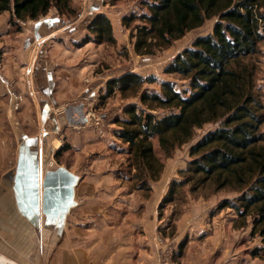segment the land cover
Here are the masks:
<instances>
[{
	"label": "rangeland",
	"instance_id": "rangeland-1",
	"mask_svg": "<svg viewBox=\"0 0 264 264\" xmlns=\"http://www.w3.org/2000/svg\"><path fill=\"white\" fill-rule=\"evenodd\" d=\"M72 1L78 10L77 17L70 20L63 19L65 27L59 32H54L55 36L49 37L51 39L46 43L37 41L34 27L43 19L57 17L58 12L55 9L38 21L18 22L14 20L12 22L10 13L0 15V73L4 78L13 82L16 91L24 97L19 110L15 111L8 94V87L0 80L6 91L3 95V105H0V117L4 122L6 121V126L8 127L7 123L10 120L12 123L10 126L15 131L27 130L30 119H27L25 123L27 125H23L21 118L28 115L32 119L33 117L37 119L42 127L43 112L46 111L47 115L52 113L56 116L63 108L66 109L67 106L60 108L53 106L52 101L42 91L43 87L49 84L46 74L51 72L54 77L50 79V83L54 84V93L61 94L60 98H63L61 101L73 106L82 104L87 109L86 113L90 112L88 125L73 127L70 125L66 131L62 130L59 134L52 135L54 143L57 141L58 145L61 142L62 148L65 149L58 155L59 149L52 150L55 152L50 162L51 167L77 165L85 175L98 170L105 179L113 178L115 181L104 187L107 193H104L103 200L105 204L110 202L112 195L111 197L114 200L116 198L118 202L117 208L112 206L110 208V204L108 207L109 210L120 212L116 215L118 220L113 219L114 223L123 221V213L127 212V206H130L133 212L137 209L138 211L146 210V206L141 207L140 202L149 201L154 194L159 195V192L160 194L164 192L158 206L151 209L157 212V220H155L157 230L153 246L149 247V252L151 251L149 255L155 257L153 261H156V264H161L162 251L170 247L175 248L172 257L173 264H181L191 243H195L196 248L199 245L198 254L210 260L211 248L214 246H217L218 250L216 260L223 259L221 255L225 247L232 250L233 248L247 250L248 258L253 256L255 250H260L261 263L258 264H264V238L260 234L261 227H257L255 233H252L254 222L259 218L257 212L253 210L246 218H241L235 209L222 208L226 201L231 202L232 205L236 204L241 196L242 192L235 184L219 188L221 181L213 179L197 188L198 181L195 178L178 190L174 202L160 209V204L169 193L171 183L189 178L181 172L186 170L189 162L193 160L190 156L191 147L208 132L220 127L222 121L206 124L196 129L192 140L176 148L168 158L164 156L155 140V153L163 163L162 174L158 182L150 183L152 188L150 192L138 191L137 185H140L142 181L132 180L135 169L130 170L129 168L128 146L124 145L115 135V132L119 130L115 120L123 118L124 109L130 105H138L141 109L143 107L138 98L126 100L119 93L102 100L106 94L107 83L126 73L140 74L146 80L154 78L156 82L146 83L145 90L160 92V84L165 81L174 83L179 92L187 90L189 80L167 75L165 70L179 54L191 48L196 39L212 34L219 17L207 20L202 27L188 32L184 38L174 42L168 49L158 50L150 56H138L133 50L131 31L123 27L122 20L117 24L120 16L123 19L139 11L138 0H119L115 5H110L113 0H106L103 4L102 0ZM100 11L109 14L117 43L115 45H98L94 42L82 44L86 37L93 38L87 27L93 18L101 13ZM261 12L264 13V8ZM57 20L61 19L57 18ZM72 22L75 24H68ZM52 31L51 28L44 26L40 33L49 34ZM260 51L259 55L248 59L246 63L255 65V89L264 103V41L260 45ZM30 70L33 72L32 75H30ZM27 77L32 79L34 88L32 93L35 101H32L30 94L26 93ZM75 85L76 90H71ZM45 100L49 102L45 103L46 105H51L49 110L45 104H42ZM29 101L34 102L36 106L31 107ZM153 114L160 118L169 114V111L160 110ZM47 127L49 128L50 125ZM261 132L264 133V125L261 127ZM77 137L81 140H76ZM47 155L50 154L47 153ZM92 167L94 169L91 171ZM154 188L157 189V193ZM131 196H135L134 199H131ZM155 198L159 200L160 196ZM139 232L138 236H141L143 230L140 229ZM159 237L164 244L160 242ZM181 244L184 245L182 255H179ZM194 254L196 255L195 252Z\"/></svg>",
	"mask_w": 264,
	"mask_h": 264
},
{
	"label": "trees",
	"instance_id": "trees-1",
	"mask_svg": "<svg viewBox=\"0 0 264 264\" xmlns=\"http://www.w3.org/2000/svg\"><path fill=\"white\" fill-rule=\"evenodd\" d=\"M138 1L139 11L122 19L123 27L131 31L133 50L138 56L168 49L207 20H219L212 34L196 39L165 70L167 75L189 80L187 90L179 92L174 83L166 81L161 82L160 92L145 90L146 83L156 80H146L137 73H126L107 83L102 100L119 93L126 100L138 98L143 107L130 105L124 109V117L115 120L119 126L115 135L128 146L129 168L135 169L132 180L142 181L137 190L150 192V183L158 182L162 174L163 163L155 153V140L168 158L176 148L192 140L196 129L222 121L220 127L191 147L193 160L181 172L189 178L171 183L160 209L174 202L178 190L195 178L197 188L213 179L221 181L219 188L235 184L241 196L236 204L226 201L222 208L235 209L241 218L255 210L259 218L252 233L261 227L264 238V103L255 89V65L246 63L261 52L264 0ZM52 9L61 20L78 15L72 0H0V15L10 13L12 22L38 21ZM87 29L93 38L86 37L84 45L117 43L105 14H97ZM160 110L169 114L160 118L153 114ZM259 255L260 250L253 252L255 257Z\"/></svg>",
	"mask_w": 264,
	"mask_h": 264
},
{
	"label": "crops",
	"instance_id": "crops-1",
	"mask_svg": "<svg viewBox=\"0 0 264 264\" xmlns=\"http://www.w3.org/2000/svg\"><path fill=\"white\" fill-rule=\"evenodd\" d=\"M105 1L102 0V4ZM100 12L111 19L105 11ZM57 18L59 17L43 19L35 24L37 41L46 43L51 39L49 37L55 36L54 32H59L65 27L64 21ZM121 20L122 16L118 18L117 24ZM44 26L53 31L41 34ZM31 71L30 75L33 74ZM53 77L51 72L46 74L49 84L43 87V93L56 108L73 106L62 102L60 93H54V84L50 83ZM27 78L26 93L35 101L32 79ZM1 84L0 82V105H3V95L6 91ZM72 89L76 90V85ZM47 102L48 100H45L42 104ZM28 103L31 107L36 106L34 102ZM50 106L46 105L48 108ZM64 110L65 108L61 113ZM70 112L68 117L61 113L56 116L52 113L47 115L43 119L42 127L37 119L24 115L21 118L23 125H27L25 123L30 119V124L24 131L12 129L10 120L7 127L6 121L0 117V259L6 264H156V261H153L155 257L149 255V247L153 246L157 230V212L151 209L158 206L163 197V190L162 194L159 192L157 195V189L154 188L157 194L149 201L140 202L141 207L146 206V210L137 209L133 212L131 207L127 206L123 221L114 223L113 219L117 218L116 215L120 212L109 210L108 207L110 204V208H117L118 202L112 195L110 202L105 204L103 200L104 193H107L104 187L115 181L113 178L105 179L98 170L85 175L77 165L51 167L50 162L55 152L52 150H60L63 147L61 142L58 145L57 141L54 143L52 135L66 131L70 125L73 127L75 123H80L84 111L71 108ZM78 139L80 138L77 137L76 140ZM61 169L65 171L64 174L61 173L59 177L50 180V188L45 198L46 177L51 173H59ZM92 169L94 167L91 171ZM72 180L75 181L74 184ZM70 188L73 189V194H70ZM156 196H160L159 200ZM131 197L134 199L135 196ZM140 229L143 234L138 236ZM198 248L195 243H191L181 264L261 263L259 257L250 254L251 257L248 258L247 250L225 247L222 257L219 254L223 259L216 260L218 250L217 246H214L211 248L210 260L198 254Z\"/></svg>",
	"mask_w": 264,
	"mask_h": 264
},
{
	"label": "built area",
	"instance_id": "built-area-1",
	"mask_svg": "<svg viewBox=\"0 0 264 264\" xmlns=\"http://www.w3.org/2000/svg\"><path fill=\"white\" fill-rule=\"evenodd\" d=\"M6 79L7 78H4V76L0 73V80L4 84H6L8 87V94H9L10 100L14 106L13 108L15 111H18L20 108V103L23 102L24 97L21 95L20 92L16 91L15 84L13 82H10L8 79L7 80ZM86 118H87V123L85 125H88V123L90 121V112L89 111L86 113ZM50 165H52V163H50ZM159 240L161 243L164 244V242H162L161 238ZM174 251H175V248H173V247L165 249V251L163 250L161 255H160L162 258L161 264H173L172 257H173Z\"/></svg>",
	"mask_w": 264,
	"mask_h": 264
},
{
	"label": "water",
	"instance_id": "water-1",
	"mask_svg": "<svg viewBox=\"0 0 264 264\" xmlns=\"http://www.w3.org/2000/svg\"><path fill=\"white\" fill-rule=\"evenodd\" d=\"M71 108H73V109H75V108H78L79 110L80 109H82L84 112L82 113V115H81V122L80 123H78V124H76L75 122H73V120H72V122L73 123H75L74 124V126H84L86 123H87V118H86V108H85V106L84 105H82V104H79V105H77V106H70V107H68V108H66L65 110H64V112H62L61 113V115H65V116H70V111H71ZM48 110H49V108H48ZM47 116V112L45 111V112H43V115H42V117H43V119L45 118ZM71 122V123H72ZM64 170L63 169H61L60 171H59V173H51V174H49L47 177H46V180H45V182H44V188H45V190H46V192H45V198H46V196H47V194H48V189L50 188V180L52 179V178H57V177H59L60 176V174L62 173V174H64ZM75 180V179H74ZM74 180H72L73 181V184L75 183V181ZM69 190V189H68ZM69 192H70V194H73V189H71L70 188V190H69Z\"/></svg>",
	"mask_w": 264,
	"mask_h": 264
},
{
	"label": "bare ground",
	"instance_id": "bare-ground-1",
	"mask_svg": "<svg viewBox=\"0 0 264 264\" xmlns=\"http://www.w3.org/2000/svg\"><path fill=\"white\" fill-rule=\"evenodd\" d=\"M0 264H6V262L0 259Z\"/></svg>",
	"mask_w": 264,
	"mask_h": 264
}]
</instances>
